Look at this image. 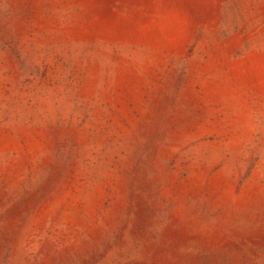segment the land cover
Masks as SVG:
<instances>
[{"label":"rangeland","instance_id":"374dc122","mask_svg":"<svg viewBox=\"0 0 264 264\" xmlns=\"http://www.w3.org/2000/svg\"><path fill=\"white\" fill-rule=\"evenodd\" d=\"M0 264H264V0H0Z\"/></svg>","mask_w":264,"mask_h":264}]
</instances>
